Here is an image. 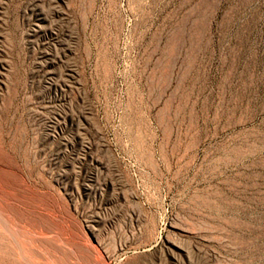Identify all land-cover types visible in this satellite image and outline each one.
I'll return each instance as SVG.
<instances>
[{
	"label": "rangeland",
	"instance_id": "obj_1",
	"mask_svg": "<svg viewBox=\"0 0 264 264\" xmlns=\"http://www.w3.org/2000/svg\"><path fill=\"white\" fill-rule=\"evenodd\" d=\"M0 264H264V0H0Z\"/></svg>",
	"mask_w": 264,
	"mask_h": 264
}]
</instances>
